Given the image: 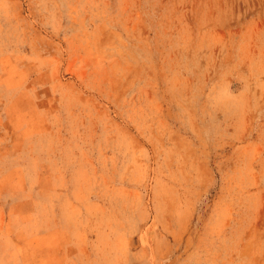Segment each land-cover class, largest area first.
<instances>
[{
  "label": "rangeland",
  "instance_id": "1",
  "mask_svg": "<svg viewBox=\"0 0 264 264\" xmlns=\"http://www.w3.org/2000/svg\"><path fill=\"white\" fill-rule=\"evenodd\" d=\"M0 264H264V0H0Z\"/></svg>",
  "mask_w": 264,
  "mask_h": 264
}]
</instances>
